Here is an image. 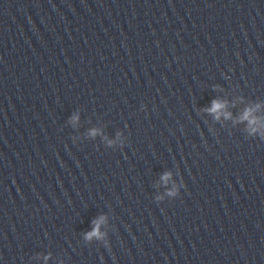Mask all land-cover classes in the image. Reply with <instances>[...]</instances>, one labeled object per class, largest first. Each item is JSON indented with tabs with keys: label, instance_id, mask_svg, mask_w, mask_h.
I'll use <instances>...</instances> for the list:
<instances>
[{
	"label": "clouds",
	"instance_id": "9594fccd",
	"mask_svg": "<svg viewBox=\"0 0 264 264\" xmlns=\"http://www.w3.org/2000/svg\"><path fill=\"white\" fill-rule=\"evenodd\" d=\"M227 107V101H222L219 99H214L211 102V106L206 109V111L214 116V118L219 119L221 115H223L226 119L231 117V113L225 111ZM260 105H256L254 108H247L244 110V112L239 117V120L241 122L247 121L249 129L251 133L255 134L259 131V128L257 125L261 124V118L254 115V113L259 109ZM77 115H73L71 117V121L75 123L78 120ZM96 129L91 130L90 134L95 136L97 134ZM171 173H165L161 179L165 185L168 184ZM169 196H175L177 194V188L174 185L173 188L167 193ZM105 222V217L100 216L96 220L93 221V228L91 231L85 233V239L86 240H92L95 239H102L104 236V233L100 231L101 225ZM45 260H47V257H45Z\"/></svg>",
	"mask_w": 264,
	"mask_h": 264
}]
</instances>
